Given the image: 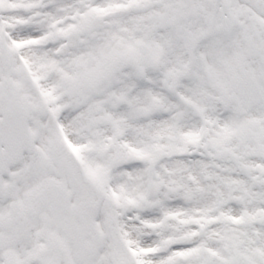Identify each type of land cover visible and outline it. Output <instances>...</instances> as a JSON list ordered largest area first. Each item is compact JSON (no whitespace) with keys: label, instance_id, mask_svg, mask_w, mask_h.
Wrapping results in <instances>:
<instances>
[{"label":"snow or ice","instance_id":"6c2138e0","mask_svg":"<svg viewBox=\"0 0 264 264\" xmlns=\"http://www.w3.org/2000/svg\"><path fill=\"white\" fill-rule=\"evenodd\" d=\"M0 264H264V0H0Z\"/></svg>","mask_w":264,"mask_h":264}]
</instances>
